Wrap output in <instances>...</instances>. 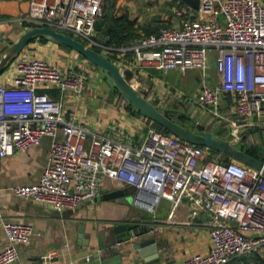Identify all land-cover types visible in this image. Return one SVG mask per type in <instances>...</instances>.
Returning <instances> with one entry per match:
<instances>
[{
	"label": "built area",
	"instance_id": "obj_1",
	"mask_svg": "<svg viewBox=\"0 0 264 264\" xmlns=\"http://www.w3.org/2000/svg\"><path fill=\"white\" fill-rule=\"evenodd\" d=\"M102 0H31L17 19L25 28L47 26L68 32L97 47L121 70L130 69V83L146 90V69H205L208 49L214 48L218 86L202 85L191 99L217 107L221 93L233 99L238 121L232 135L264 117V3L261 0H199L197 10L175 7L178 25L163 26L136 42L114 45L99 39L94 27ZM197 11L201 17H194ZM13 75L0 83V157L24 151L52 137L49 163L39 178L12 187L14 194L75 209L96 197L105 177L137 190L136 201L151 211L164 198L172 211L186 199L190 216L207 215L210 245L172 264H227L254 250H264V168L236 159L221 161L205 146L148 126L138 143L122 129L118 137L76 122L66 115L68 93L82 97L89 83L101 81L98 66L81 56L62 65L46 56L18 54ZM59 92L54 97L46 88ZM152 96L148 99L152 101ZM154 99V98H153ZM117 104L128 100L119 94ZM117 129L115 125H108ZM61 136L57 137L58 130ZM237 132V133H236ZM9 243L0 249V264L18 258L15 243H27L39 233L24 221H3ZM41 264H49L43 257Z\"/></svg>",
	"mask_w": 264,
	"mask_h": 264
},
{
	"label": "crops",
	"instance_id": "obj_2",
	"mask_svg": "<svg viewBox=\"0 0 264 264\" xmlns=\"http://www.w3.org/2000/svg\"><path fill=\"white\" fill-rule=\"evenodd\" d=\"M167 1L173 6L172 12L174 6L186 5L182 0ZM261 1L264 3V0ZM30 2L31 0H0V58L26 29L25 26L18 23L17 19L28 12ZM101 6L102 13L107 12V6L103 3ZM131 8L134 12L128 11L129 18L135 20V26L148 24L160 26L162 25L161 20H166V16L160 18L159 13H147L148 11L145 13L149 15H144L143 18V15L137 14L136 7ZM110 12L116 14L113 7ZM194 14V17L202 16L198 15L197 11ZM98 19L101 23V17ZM178 23V18L174 16L173 12V18L165 26H176ZM163 26L164 24L161 27ZM97 30L96 36L99 37ZM140 33L141 36L146 35L142 31ZM210 52L215 54V49L209 48L208 53ZM19 54L46 56L62 65H69L81 57L73 49H67L48 39L42 41L38 37L29 42ZM12 62V59L8 61L0 71V83H6L9 81L8 78L13 75ZM186 70L179 71L185 73ZM157 71L158 69H146L143 72L148 97L154 98H151L152 102H155L154 104L164 109L177 110V115H181L182 118L185 119L187 116L196 123L202 124L214 135L225 138L229 142L233 141L230 130L232 121H238V117L233 111V99L229 94L221 93L220 103L217 107L202 106L191 99L190 95L178 94L172 86L161 80ZM98 74H100L99 71ZM218 84V74L214 65L211 73L206 75V73L200 72L194 90L197 91L202 85L215 87ZM112 88V84H106L102 77L99 83H89L85 94L80 98L68 93L64 99L65 113L67 116L73 117L76 122L94 129L104 130L115 137L119 135L118 130L122 129L133 143H138L151 123L144 118V115L133 111L128 106L120 107L117 104L119 94L115 93ZM44 90L54 97L59 96V92L55 88ZM171 98L181 101L184 105H169ZM184 106L188 109L193 107L196 116L183 111ZM256 123L253 126H246V131L250 129L260 131V128L264 130V117L256 119ZM108 125H115L117 129L113 130ZM60 136L61 130L59 129L57 137ZM51 141L52 137L45 135L37 145H32L24 151L16 150L6 157H0V249L9 243L2 227L3 221L29 222L39 233L27 243H15L19 255L9 264H41L43 257L48 258L49 264H83L85 256L91 252L90 246L96 245L100 240L99 232L116 223L130 224L136 230L154 225L156 230L154 236L158 244L157 253L159 256L156 264H172L191 253L204 252L209 248V231L205 224L207 215L199 213L195 217H191L189 215L191 208L186 199L172 211V214L171 203L164 198L159 199L154 210L151 211L134 201L137 190L133 186L121 184L108 177L103 179L102 188L96 197L80 204L75 209L58 211L46 203L14 194L11 190L13 186L29 184L39 178L42 170L49 163ZM148 235L151 233L132 236L130 240L118 243L116 246L119 247L120 252L129 250L131 256H138L139 251L134 247L136 245L139 250L150 257L154 245L147 244L143 240V237ZM88 236L89 243L86 247L84 240H87ZM103 240L106 242L108 238H103ZM139 243H143V245Z\"/></svg>",
	"mask_w": 264,
	"mask_h": 264
},
{
	"label": "water",
	"instance_id": "obj_3",
	"mask_svg": "<svg viewBox=\"0 0 264 264\" xmlns=\"http://www.w3.org/2000/svg\"><path fill=\"white\" fill-rule=\"evenodd\" d=\"M182 1L191 8L198 9L199 7V0ZM99 24L100 20L97 19L94 24L95 29L99 28ZM40 36H44L55 43L70 47L82 56L88 58L96 66L105 70L111 79L112 86L120 95L125 97L142 115L155 121L163 128L167 129L171 134L190 143L224 152L241 163L264 168V160L237 148L227 139L214 135L210 130H206L202 124L196 123L191 118L186 117L184 121L174 119L171 114L176 112L175 110L159 107L131 85L130 80L132 72L130 69L121 70L105 54L87 45L68 32L58 31L47 26L26 28L0 58V71L8 61L21 52L31 39ZM80 229H82V227H80ZM155 231L154 225H149L148 228H138L137 230L132 225L124 223H116L115 225L109 226L104 231L99 232L98 237H100V240L96 245L90 246L91 252L85 256L83 264H156L159 256L157 253L158 244L154 236ZM149 232L151 235L143 237V240L146 241L147 244L151 243L154 245L150 252V257L146 256L136 245L134 247L139 251L138 256H131L129 250L120 252L119 247L116 246L118 243H125L130 240L132 236H138ZM102 237H107L108 241L104 242ZM88 243L89 236L87 240H84L86 247ZM139 244L143 245V243Z\"/></svg>",
	"mask_w": 264,
	"mask_h": 264
},
{
	"label": "rangeland",
	"instance_id": "obj_4",
	"mask_svg": "<svg viewBox=\"0 0 264 264\" xmlns=\"http://www.w3.org/2000/svg\"><path fill=\"white\" fill-rule=\"evenodd\" d=\"M102 1H103L102 2L103 5L106 6V5H109L110 4L109 2H111L113 0H102ZM131 7H136V9H138L137 14H139L141 16L143 15V18L146 15H149L147 13H150V12L159 13L158 15L160 18L166 16L165 21L161 20L162 25L163 24L166 25V23H169L171 21V19L173 18V12H172L173 6H171L170 3L168 4L167 0H114L113 9H114L115 13L118 15L125 13V12L128 13V11L134 12ZM165 7H167V8L164 9ZM174 7H176V6H174ZM145 11L146 12L148 11V12L145 13ZM213 67H214V52H210V53H208L207 68L205 67L206 69H204V70H198L197 68L196 69L190 68V69H187L185 73H181L177 69H171L168 71L158 70L157 72H158V75L161 78V80L167 82V84L172 86L174 88V90L177 91L178 94L192 96L193 93L195 92L194 89L197 86L196 84L198 82V78L200 77V72L206 73V75H207V74L211 73ZM98 71L100 73L98 76L99 78L103 77L106 84L111 83V79H110L109 75L107 74V72H105V70L98 67ZM168 104L171 106L184 105L181 101H179L175 98H171L169 100ZM182 110L187 111L190 114L196 116L194 113L193 107H189V109H188L187 107L184 106V108H182ZM225 126H224V128H225ZM227 127H229V125H227ZM232 128L233 127L231 126V130H230L231 132H232ZM231 138L233 139V141L231 140V142L234 143L237 147H238L239 143H243V142L247 143V144L251 143V144L264 145V130L259 131V130L250 129V130L246 131V128L244 127L243 129L238 131L237 136H235V137L232 136ZM214 156L220 158V156L217 154ZM229 158H230V160L233 159L232 157H229ZM257 252H259L261 254V256L264 257V250H257ZM245 264H249V263L246 262Z\"/></svg>",
	"mask_w": 264,
	"mask_h": 264
},
{
	"label": "trees",
	"instance_id": "obj_5",
	"mask_svg": "<svg viewBox=\"0 0 264 264\" xmlns=\"http://www.w3.org/2000/svg\"><path fill=\"white\" fill-rule=\"evenodd\" d=\"M109 3H110L109 5H106L107 6V8H106L107 12H103L102 15L100 16L101 17V23H100V27L97 30V33H98L97 35L100 37V38L99 37L98 38L101 40H104L107 43L114 44V45L131 43V42H134L135 40H137L141 36L140 31H142L143 34L156 33V32H158V30L162 26V25L159 26L156 24L135 26V20H133V19L131 20L129 18V16H130L129 13L125 12V13H122L120 15L111 13L110 10L113 7L114 0L109 2ZM180 4H182V3L180 2ZM103 11H104V9H103ZM139 28H140V30H139ZM38 38L42 41L47 40V38L44 36H40ZM33 40H35V38L31 39L29 42H31ZM59 45L65 47L67 49H71L70 47H67L63 44H59ZM92 47L99 50L95 46H92ZM75 52H77V51H75ZM79 55H81V54L79 53ZM112 89L115 93L119 94L118 91L114 87ZM147 93H148L147 89L142 92V94L146 98H148ZM153 103H155V102L153 101ZM127 106L129 108H131L133 111H136L137 113L141 114L129 102H128ZM165 109H169V108H165ZM170 110H174V109L170 108ZM175 111L176 112H173L172 114L170 113L174 119H179L182 121H184L186 119V118L185 119L182 118L181 115H177L178 111L177 110H175ZM183 115L186 116L187 114L184 113ZM144 118L147 121H149L151 123V125L154 126L155 128H157V129H159L165 133L171 134L167 129L163 128L161 125H159L155 121L147 118L146 116H144ZM260 130L263 131L262 128H260ZM238 147H239V149L244 150V151L250 153L251 155H253L257 158L264 160V145L251 144V143L247 144V143L243 142V143H239ZM211 152L214 155H216V154L219 155L220 156L219 159L221 161L226 162V161L230 160V158H229L230 156L224 152H221V151H218L215 149H211ZM246 262H248L249 264H264V257L261 256V254L259 252H257V250H254L251 253H248V254H245L243 256H239L237 258L232 259L227 264H245Z\"/></svg>",
	"mask_w": 264,
	"mask_h": 264
}]
</instances>
